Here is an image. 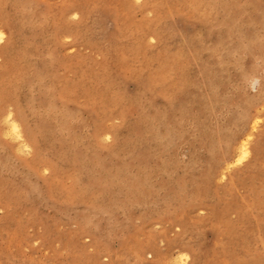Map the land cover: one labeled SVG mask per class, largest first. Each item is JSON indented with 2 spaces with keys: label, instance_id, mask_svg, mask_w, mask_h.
Listing matches in <instances>:
<instances>
[{
  "label": "rangeland",
  "instance_id": "rangeland-1",
  "mask_svg": "<svg viewBox=\"0 0 264 264\" xmlns=\"http://www.w3.org/2000/svg\"><path fill=\"white\" fill-rule=\"evenodd\" d=\"M0 32V264H264V0H0Z\"/></svg>",
  "mask_w": 264,
  "mask_h": 264
},
{
  "label": "bare ground",
  "instance_id": "bare-ground-1",
  "mask_svg": "<svg viewBox=\"0 0 264 264\" xmlns=\"http://www.w3.org/2000/svg\"><path fill=\"white\" fill-rule=\"evenodd\" d=\"M4 38V33L3 32H0V41H2ZM183 102V101H182ZM174 110V109H173ZM12 112V111H11ZM8 118H10V113H9V116ZM19 120V119H17ZM16 119H13L11 117V119H9L10 123H11V127H12V130L19 135V137L21 138L20 134H21V130H20V122L17 121ZM22 122H23V119H22ZM245 141L242 142L239 146H238V151H237V155L235 154V156H233V162L232 163H235L236 165L238 163H241L243 162L244 160H246L249 156V148H248V140H249V135L247 136V138L244 139ZM234 155V154H233ZM232 159V158H231ZM229 159V160H231ZM139 183H142V182H139ZM139 186H141L139 184ZM138 188V187H137ZM139 189V188H138ZM142 189V186L141 188ZM143 191V190H142ZM137 193V192H136ZM139 193V192H138ZM143 253V252H142Z\"/></svg>",
  "mask_w": 264,
  "mask_h": 264
}]
</instances>
